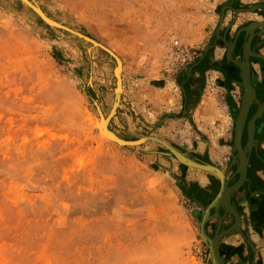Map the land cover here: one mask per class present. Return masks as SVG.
<instances>
[{
    "label": "rangeland",
    "instance_id": "1",
    "mask_svg": "<svg viewBox=\"0 0 264 264\" xmlns=\"http://www.w3.org/2000/svg\"><path fill=\"white\" fill-rule=\"evenodd\" d=\"M31 1L121 59L123 92L109 128L176 149L162 137L163 113L150 101L164 105V80L177 85L207 44L206 51L225 38L228 9L264 5ZM118 65L21 0H0V264H213L201 225L219 178L211 184L207 171L158 141L123 146L102 137L100 120L117 101ZM212 215L211 236L221 214Z\"/></svg>",
    "mask_w": 264,
    "mask_h": 264
},
{
    "label": "crops",
    "instance_id": "2",
    "mask_svg": "<svg viewBox=\"0 0 264 264\" xmlns=\"http://www.w3.org/2000/svg\"><path fill=\"white\" fill-rule=\"evenodd\" d=\"M248 15L256 16L251 18ZM254 21H264V8L239 13L228 9L222 34L233 43L237 34ZM256 32L253 49L264 55V30L258 28ZM218 40L211 44L208 51L207 44L202 55L190 66L184 67L177 76V85L164 80L165 87L161 92L166 96L164 105L151 100L149 106L154 103V107L163 113L164 125L160 130L164 133V139L191 159L215 165L228 172L234 184L240 178V175H236L239 159L235 150V136L245 87L241 67L227 57L229 48L226 42ZM245 41L246 32H242L233 52L234 58L244 60ZM250 62L252 83L257 90L259 103H264V60L252 57ZM258 108L259 104L255 103L249 120ZM248 141L246 129L244 145ZM208 174L212 184L211 180L215 181L213 177L216 175ZM220 189L221 184L215 198ZM232 202L241 215L242 227L226 235L220 242L225 264H264V114L257 121L247 180L234 195ZM220 214L223 216L221 230L235 224V216L228 213L225 207H221ZM219 227L220 217L214 235Z\"/></svg>",
    "mask_w": 264,
    "mask_h": 264
},
{
    "label": "water",
    "instance_id": "3",
    "mask_svg": "<svg viewBox=\"0 0 264 264\" xmlns=\"http://www.w3.org/2000/svg\"><path fill=\"white\" fill-rule=\"evenodd\" d=\"M25 4H27L29 7H31L46 23L50 24L51 26L61 28L63 30H66L68 32H71L81 38H84L85 40H88L89 42L93 43L95 46H98L105 51H107L109 54H111L117 62H121L119 59V56L115 54L113 51H111L108 47L104 46L101 43H96V41L87 36L84 35L81 32H78L76 30H73L65 25H62L60 23H57L53 19H51L49 16H47L45 13H43L40 9H38L34 3L31 0H21ZM258 8H264V5H257L254 8L251 9H235L236 12H243V11H255ZM224 17L222 18L223 21ZM263 28L264 30V21H254L248 26L244 27L236 36L235 42L230 43L226 38H223V40L226 42L227 46L229 47V51L227 54V57L235 62L237 65H239L242 69V78H243V84L245 87V94L243 96V103L242 107L239 113V117L237 119L236 123V136H235V150L237 151V158L239 159V164L237 165V171L236 175H240L239 180L232 184V179L229 177L228 172H224L221 168L212 165V164H204L200 163L198 161H195L191 159L190 157L186 156L183 152L176 149L175 147L171 146L168 142L154 137V136H146L143 138H140L138 140H126L121 138L119 135H117L114 131L109 130V134L113 136V139L123 145V146H137L140 144H143L146 141L149 140H155L162 144H164L171 153L178 158L180 162H182L185 165L198 168L207 172H211L215 174L221 181V189L217 197L210 203L208 206L205 216L202 221L201 225V232L206 241H208L212 258H213V264H225V261L221 255L220 251V242L222 238H224L226 235L231 234L235 231L241 230L242 227V218L238 210L235 208L232 199L234 195L239 191L240 187L244 184V182L247 180V173H248V165L250 161V154L252 152L253 147L255 146V133H256V127H257V121L263 116L264 114V103H259L258 97H257V90L255 86L252 83L251 79V58L252 57H258L262 58L264 60V55L259 54L254 51L253 49V40L257 35V29ZM242 32H246V41L244 44V60H238L233 57V52L236 48L237 41L239 40ZM218 35H220V28L218 29ZM117 74V73H116ZM117 76V75H116ZM121 76H117L118 79V85L120 86L122 78ZM123 84V80H122ZM255 103L259 104L258 111L256 114L249 120V115L252 110V107ZM111 114L108 116V118L111 117ZM116 114V113H115ZM115 116V115H114ZM113 116V117H114ZM112 117V118H113ZM111 118V120H112ZM111 122V121H110ZM247 129L248 135H249V141L246 145L243 143L244 133ZM144 140V141H143ZM184 154V155H183ZM185 156L187 158V161H185L181 156ZM221 207H225L226 211L228 213H232L235 218L236 222L233 226L226 230H221V225L223 221V216H220V227L218 228L217 233L214 236H211L207 231V224L212 219V211L215 209L216 213H220Z\"/></svg>",
    "mask_w": 264,
    "mask_h": 264
},
{
    "label": "bare ground",
    "instance_id": "4",
    "mask_svg": "<svg viewBox=\"0 0 264 264\" xmlns=\"http://www.w3.org/2000/svg\"><path fill=\"white\" fill-rule=\"evenodd\" d=\"M34 5L38 8V9H40L43 13H45L40 7H38L35 3H34ZM52 19V18H51ZM55 21V20H54ZM57 22V21H56ZM58 23V22H57ZM96 43H98L97 41H96ZM120 59V58H119ZM120 61H121V59H120ZM119 65L116 67V75L117 76H121L122 75V72H123V63H122V61L121 62H119L118 63ZM120 78H122V77H120ZM122 92H123V87H122V80H121V84H120V86H118L117 87V89H116V97H117V101H116V103H115V106H114V108H113V111H112V114H111V117L110 118H108V117H104V118H102L100 121V126H101V128H102V137L104 138V139H110V140H112V141H115L114 139H113V136L111 135V134H109V130H111L110 128H109V122H110V120H111V118H112V116L115 114V112H116V108H117V106H118V101H119V99H120V97H121V95H122ZM112 131V130H111ZM144 141V140H143ZM184 155V154H183ZM181 156V155H180ZM181 158H183L185 161H187V162H189L188 160H187V158H185V156H181Z\"/></svg>",
    "mask_w": 264,
    "mask_h": 264
},
{
    "label": "built area",
    "instance_id": "5",
    "mask_svg": "<svg viewBox=\"0 0 264 264\" xmlns=\"http://www.w3.org/2000/svg\"><path fill=\"white\" fill-rule=\"evenodd\" d=\"M175 44H176V45H178V44H179V42L177 41Z\"/></svg>",
    "mask_w": 264,
    "mask_h": 264
}]
</instances>
